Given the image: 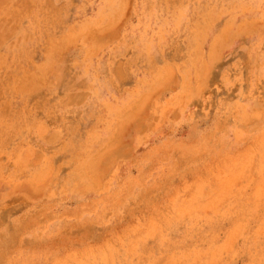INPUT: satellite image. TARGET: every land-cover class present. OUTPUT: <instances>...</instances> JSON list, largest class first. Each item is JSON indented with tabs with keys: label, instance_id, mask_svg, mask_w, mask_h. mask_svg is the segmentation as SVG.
<instances>
[{
	"label": "rangeland",
	"instance_id": "rangeland-1",
	"mask_svg": "<svg viewBox=\"0 0 264 264\" xmlns=\"http://www.w3.org/2000/svg\"><path fill=\"white\" fill-rule=\"evenodd\" d=\"M0 264H264V0H0Z\"/></svg>",
	"mask_w": 264,
	"mask_h": 264
}]
</instances>
